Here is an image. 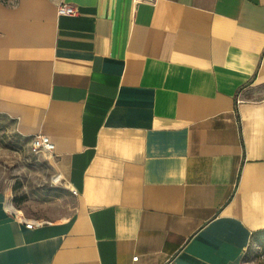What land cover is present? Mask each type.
Segmentation results:
<instances>
[{
	"label": "crops",
	"instance_id": "0c3cea01",
	"mask_svg": "<svg viewBox=\"0 0 264 264\" xmlns=\"http://www.w3.org/2000/svg\"><path fill=\"white\" fill-rule=\"evenodd\" d=\"M0 115L76 197L39 222L0 191V264H244L264 234V0H0Z\"/></svg>",
	"mask_w": 264,
	"mask_h": 264
},
{
	"label": "rangeland",
	"instance_id": "374dc122",
	"mask_svg": "<svg viewBox=\"0 0 264 264\" xmlns=\"http://www.w3.org/2000/svg\"><path fill=\"white\" fill-rule=\"evenodd\" d=\"M32 139L0 115V191L18 216L39 222L66 218L74 210L75 194L56 185L52 157L44 150L34 152ZM244 264H264V234L254 237Z\"/></svg>",
	"mask_w": 264,
	"mask_h": 264
},
{
	"label": "built area",
	"instance_id": "2783aa9c",
	"mask_svg": "<svg viewBox=\"0 0 264 264\" xmlns=\"http://www.w3.org/2000/svg\"><path fill=\"white\" fill-rule=\"evenodd\" d=\"M135 4L139 3H155L156 0H133ZM58 13L60 15H77L79 13V10L77 6L70 4V3H60L58 5ZM32 150L34 152L39 151H46L48 153H52L55 149V144L51 141V139L44 134H37L33 137L32 143H31ZM34 226L33 223H28L27 227L32 228ZM137 257H135L136 259Z\"/></svg>",
	"mask_w": 264,
	"mask_h": 264
}]
</instances>
